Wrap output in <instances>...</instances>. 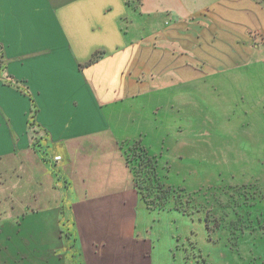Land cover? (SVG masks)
<instances>
[{
    "label": "crops",
    "instance_id": "1",
    "mask_svg": "<svg viewBox=\"0 0 264 264\" xmlns=\"http://www.w3.org/2000/svg\"><path fill=\"white\" fill-rule=\"evenodd\" d=\"M214 84L264 92V0H0V264H159L126 119Z\"/></svg>",
    "mask_w": 264,
    "mask_h": 264
},
{
    "label": "rangeland",
    "instance_id": "2",
    "mask_svg": "<svg viewBox=\"0 0 264 264\" xmlns=\"http://www.w3.org/2000/svg\"><path fill=\"white\" fill-rule=\"evenodd\" d=\"M226 90L181 92L176 104L172 92L150 97L126 119L157 162L140 197L159 264H264V92Z\"/></svg>",
    "mask_w": 264,
    "mask_h": 264
},
{
    "label": "trees",
    "instance_id": "3",
    "mask_svg": "<svg viewBox=\"0 0 264 264\" xmlns=\"http://www.w3.org/2000/svg\"><path fill=\"white\" fill-rule=\"evenodd\" d=\"M35 118V111L32 115L31 119L34 120ZM33 124V123H32ZM134 149L127 148L126 150V160L128 165L130 166L132 173L134 175V181L138 188V192L141 195L140 192V181L142 179H153V181L157 178V162L154 158L150 157L147 150L142 147L141 145H138L139 142H134ZM134 151V152H133ZM159 189V188H158ZM169 192H167L165 189H163L160 193H168L172 196V193L174 192V189H168ZM180 191V190H176ZM158 193V192H156ZM183 195V193L181 194ZM144 197H146V193L144 194ZM189 197V196H187ZM189 201V199H188ZM150 202V201H148Z\"/></svg>",
    "mask_w": 264,
    "mask_h": 264
},
{
    "label": "built area",
    "instance_id": "4",
    "mask_svg": "<svg viewBox=\"0 0 264 264\" xmlns=\"http://www.w3.org/2000/svg\"><path fill=\"white\" fill-rule=\"evenodd\" d=\"M60 159H61V157H57V158H56L57 161L60 160Z\"/></svg>",
    "mask_w": 264,
    "mask_h": 264
}]
</instances>
